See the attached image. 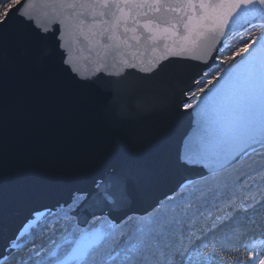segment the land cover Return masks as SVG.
<instances>
[{"label": "snow or ice", "instance_id": "snow-or-ice-1", "mask_svg": "<svg viewBox=\"0 0 264 264\" xmlns=\"http://www.w3.org/2000/svg\"><path fill=\"white\" fill-rule=\"evenodd\" d=\"M0 264H264V0H0Z\"/></svg>", "mask_w": 264, "mask_h": 264}, {"label": "water", "instance_id": "water-1", "mask_svg": "<svg viewBox=\"0 0 264 264\" xmlns=\"http://www.w3.org/2000/svg\"><path fill=\"white\" fill-rule=\"evenodd\" d=\"M187 126H188V122L186 121L185 124L180 129L177 130L176 135L179 136L181 133H183L185 129H187Z\"/></svg>", "mask_w": 264, "mask_h": 264}, {"label": "trees", "instance_id": "trees-1", "mask_svg": "<svg viewBox=\"0 0 264 264\" xmlns=\"http://www.w3.org/2000/svg\"><path fill=\"white\" fill-rule=\"evenodd\" d=\"M224 43L228 44L229 46L234 45L236 43V39L233 37L228 38Z\"/></svg>", "mask_w": 264, "mask_h": 264}]
</instances>
